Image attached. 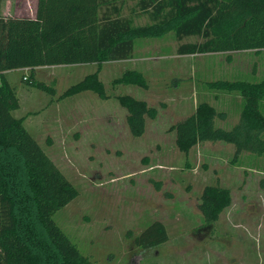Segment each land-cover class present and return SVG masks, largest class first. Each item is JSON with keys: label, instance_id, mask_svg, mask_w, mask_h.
Returning <instances> with one entry per match:
<instances>
[{"label": "rangeland", "instance_id": "1", "mask_svg": "<svg viewBox=\"0 0 264 264\" xmlns=\"http://www.w3.org/2000/svg\"><path fill=\"white\" fill-rule=\"evenodd\" d=\"M36 1L2 0L1 11L34 17ZM134 23L148 22L141 17ZM195 40L178 41L169 29L136 38L129 59L35 67L34 78L52 91L26 84L28 68L5 72L19 98L13 115L23 116L28 132L78 191L53 219L95 264H264V171L255 167L264 165V154L251 167L248 150L232 162L235 146L228 142L201 141L182 152L171 129L200 100L216 107L217 125L236 124L231 95L207 83L264 77V50L176 53L180 42ZM97 68L107 98L91 90L60 97ZM125 69L140 72L145 85L113 83ZM119 94L153 110L141 135L131 134ZM208 184L230 191L229 204L209 223L198 207ZM153 220L164 224L167 241L146 249L134 245L133 237Z\"/></svg>", "mask_w": 264, "mask_h": 264}, {"label": "trees", "instance_id": "2", "mask_svg": "<svg viewBox=\"0 0 264 264\" xmlns=\"http://www.w3.org/2000/svg\"><path fill=\"white\" fill-rule=\"evenodd\" d=\"M0 0V264H95L83 255L53 215L78 191L23 124L14 85L5 72L28 68L26 84L52 91L34 78L39 66L121 61L132 58L136 38L159 36L172 29L180 41L177 54L264 50V0H37L34 17L3 15ZM144 17L145 25H135ZM216 79L208 86L231 95L239 120L226 128L216 124V107L206 100L171 126L182 152L201 141L235 146L232 162L241 151L264 154V77ZM113 83L144 86L142 74L125 69ZM84 90L107 98L98 68L69 85L60 95ZM218 93V92H216ZM223 96V95H221ZM217 97V94H214ZM239 97V98H238ZM127 110L133 136L142 134L145 116L153 110L129 94L116 96ZM251 167L258 165L249 162ZM260 167L264 171V165ZM230 191L205 185L198 202L205 222H213L229 204ZM164 224L151 221L133 237L141 249L167 241Z\"/></svg>", "mask_w": 264, "mask_h": 264}]
</instances>
